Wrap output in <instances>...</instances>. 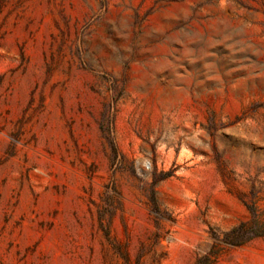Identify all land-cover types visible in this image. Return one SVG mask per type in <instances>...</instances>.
Segmentation results:
<instances>
[{"label":"rangeland","instance_id":"rangeland-1","mask_svg":"<svg viewBox=\"0 0 264 264\" xmlns=\"http://www.w3.org/2000/svg\"><path fill=\"white\" fill-rule=\"evenodd\" d=\"M254 206L264 0H0V264H264Z\"/></svg>","mask_w":264,"mask_h":264},{"label":"trees","instance_id":"trees-1","mask_svg":"<svg viewBox=\"0 0 264 264\" xmlns=\"http://www.w3.org/2000/svg\"><path fill=\"white\" fill-rule=\"evenodd\" d=\"M251 218L240 222L237 226L224 234L221 239L222 243L229 245H243L255 237L264 236V221L256 207H249ZM220 250V249H219ZM218 252L215 251L210 255L201 256L196 259L194 264H214Z\"/></svg>","mask_w":264,"mask_h":264}]
</instances>
